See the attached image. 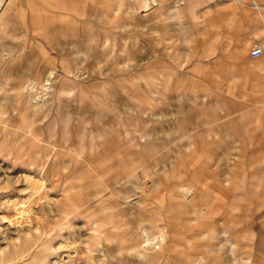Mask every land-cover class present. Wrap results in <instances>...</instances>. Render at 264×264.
<instances>
[{
    "label": "rangeland",
    "instance_id": "rangeland-1",
    "mask_svg": "<svg viewBox=\"0 0 264 264\" xmlns=\"http://www.w3.org/2000/svg\"><path fill=\"white\" fill-rule=\"evenodd\" d=\"M7 1H4L0 11V61L18 55L19 52L11 53L6 49H11L7 40L10 39L18 46L24 33L20 30L15 37L7 35L12 33L14 27H24L28 22L14 19L15 11L20 12L21 8L11 7L13 14H3ZM205 1H201V6ZM193 2V10L201 8L200 4ZM214 7L215 3H209L206 12L203 11L209 20L208 28L209 33H213L210 37L213 42ZM84 9L88 11L89 7ZM85 22L82 23L85 31L78 28L79 36L75 34L77 51L69 54V60H75L76 73L71 71L63 74L66 77L62 75L58 78V70L51 65L44 77L32 79L33 84L25 90L20 87L23 80L15 84L4 80V84L0 85V91L3 92V95L0 94V252L4 257L10 253L11 257H16L19 245L23 250L30 245V250L39 253L41 259L33 261L26 256L10 264H42L41 260L50 264L54 261L55 264H64L71 260L74 247L78 246L79 256L76 261L79 264H146L133 256L128 247L132 245L133 237L138 236L135 225H144L152 234L158 224L165 231L160 248H156L161 252L152 264H175V257H182L181 253L187 251L192 257L223 254L226 259L221 264H229L228 244L233 245L232 251L236 256L233 264H262V261L251 258L252 228L248 226L251 211L248 208L263 189L264 173L260 168L264 164V152L253 158L245 154L244 159L248 164L231 168L227 162L225 165L223 160L216 158L217 148L210 147L199 152L195 148L179 145L182 142H169L167 133H164V140L156 142L152 141L149 131H140L132 132L136 137L132 141L134 143L128 145L124 142V148L131 152L128 156L109 154L106 144L111 151V144L118 146L119 140H112L114 136L106 132L109 128L101 121L107 114H104L103 107L108 104L107 110L110 112H126V107L120 105V101L126 102V95H97L87 101L89 95H74L72 87L75 82L88 84L92 77L104 76V70L107 69L104 57L101 56L104 44L97 41L91 44L93 42L90 43L89 38L96 32L102 36L104 32L112 35V30L125 26L126 21L94 19L96 27L90 34H87L88 25L85 26ZM98 28L109 29L99 32ZM244 39H239L240 43ZM254 40V43L264 47L259 34ZM91 49L95 50L97 57L93 60H90L93 55ZM33 55L30 59L32 62L34 58L40 57L36 52ZM92 62L96 69L91 67ZM55 63L60 66L57 61ZM87 63L90 67H87ZM114 67L106 71V77L109 78L113 73L121 74L118 70L113 71ZM98 69L103 73L98 74ZM256 71L264 69L256 67ZM57 83L64 92L67 89L71 92L52 94L56 90L61 91L56 88ZM25 91L29 95H17ZM254 125L247 132L250 138L256 129ZM93 126L96 130L88 132ZM122 135L126 137L127 133L123 132ZM39 140L44 145L59 146L54 150V157L51 155L47 158L42 146L37 145ZM50 148L47 146L48 150ZM26 149L29 155L24 156ZM36 155L41 158V162L51 160L43 175L39 173L40 167L33 164L28 166L27 162H33ZM184 157L192 159V182L194 179L199 181L198 176L202 177L200 195L192 194L190 185L186 181L183 183V163L180 162ZM28 177L39 182L42 190L36 189L37 184L30 185ZM225 182L232 190V195L225 194L231 192L225 188ZM183 187L187 188L186 193L182 192ZM69 194L70 197L64 200ZM73 199L74 203L70 202ZM15 201L19 202L17 206L13 205ZM119 201L123 204H114ZM257 202H264V194ZM64 203L74 209L72 219H65ZM114 211H122V216L117 219L118 215ZM87 212L92 215L85 219ZM93 227L105 235L103 238L96 233L90 244L87 238ZM127 232L134 234L127 237L124 235ZM222 237L227 238L228 243L222 241L223 245H212L213 241L218 242L216 239ZM218 248L222 252H215ZM154 249L151 247L150 251ZM171 253H175L174 257H170Z\"/></svg>",
    "mask_w": 264,
    "mask_h": 264
},
{
    "label": "crops",
    "instance_id": "crops-1",
    "mask_svg": "<svg viewBox=\"0 0 264 264\" xmlns=\"http://www.w3.org/2000/svg\"><path fill=\"white\" fill-rule=\"evenodd\" d=\"M201 1L8 0L2 13L13 14L11 7L21 8L20 12L15 11L17 17H13L28 22L24 27H14L7 35L15 37L20 30L24 33L18 46L7 40L11 49H6L19 53L0 61V85L4 80L15 84L37 79L38 74L44 77L51 65L58 70V78L71 71L76 73L75 60H69V54L77 51L75 34L79 36L78 28L85 31L82 23L87 21L84 25H88L87 34H90L96 27L94 19L125 20V26L115 27L112 35L104 32L102 36L95 29L96 34L89 38L91 44L95 41L104 44L101 52L107 67L104 76L92 77L88 84L73 79L74 95H89L87 101L97 95H126V102L120 101L126 112H110L108 104L103 107L107 114L100 120L108 126L106 132L114 136L112 140H119L120 144H111V151L106 144V151L128 156L131 152L124 148V142L134 143L136 137L132 132L149 131L152 141L164 140L167 133L169 142H182L179 145L189 149L202 152L217 148L216 158L231 168L246 166L245 154L253 158L264 152V71H256V67L264 69V47L260 45L262 56L250 54L258 34L264 46V0H207L203 6ZM192 2L201 8L193 10ZM209 3H215L214 42L210 39L213 33H209L208 17L206 13L203 15ZM86 6L88 11L84 9ZM98 29L100 32L109 28ZM243 38L240 43L239 39ZM91 50L90 60H93L97 57L95 50ZM35 52L40 57L32 62ZM117 65L121 69L114 67ZM91 67L96 69L94 62ZM113 67V71L121 74L106 77V71ZM98 70V74L103 73ZM56 88L61 91L52 94L71 92L69 89L64 92L59 83ZM17 95L29 94L25 91ZM253 125L256 129L250 138L247 132ZM95 130L93 126L88 132ZM123 132L127 133L126 137ZM191 162V157L180 162L183 183L190 185L192 194L200 195L202 177L192 182ZM260 170L264 173V164ZM262 187L248 208L251 211L248 226L252 228L251 258L264 264V202H257L264 194V184ZM225 194L232 195V190Z\"/></svg>",
    "mask_w": 264,
    "mask_h": 264
},
{
    "label": "bare ground",
    "instance_id": "bare-ground-1",
    "mask_svg": "<svg viewBox=\"0 0 264 264\" xmlns=\"http://www.w3.org/2000/svg\"><path fill=\"white\" fill-rule=\"evenodd\" d=\"M4 1L5 0H0V11H1V9H2V4L4 3ZM259 45V44H258ZM260 46V45H259ZM261 47V46H260ZM261 50H262V52H263V49H262V47H261ZM262 55V54H261ZM39 76H38V78L37 79H39L40 78V74H38ZM42 80V79H41ZM44 82V81H43ZM31 84H33V81L32 80H26L25 82H23V84L20 86L21 87V89H23V90H25V89H27V88H29L30 87V85ZM42 142V140H39V144H37V145H40V146H42V149L44 150V153H46L47 154V158H49L51 155H52V157H54V154H55V151L54 150H56V147H59V146H56V145H53V144H49V145H44V144H41V142ZM47 141V140H46ZM46 146V147H45ZM47 146H50L51 148L48 150L47 149ZM42 150V151H43ZM65 150V149H64ZM21 155H23L22 153H21ZM26 155H29V153H28V149H26V150H24V156H26ZM37 156V155H36ZM31 157V156H30ZM51 157V158H52ZM79 157V156H78ZM33 158V157H32ZM51 161V160H50ZM50 161H48V159L46 160H43V162H41V158L39 157V156H37V158H35V160L32 162H27L28 163V166L29 165H34V166H38V167H40L39 169V173L41 174V175H43V172H44V170H46V168L51 164L50 163ZM47 176V175H46ZM99 177V176H98ZM42 178V177H41ZM28 183L30 184V185H35V184H37L38 186H37V190H42V186H41V184H39V182H36L35 180H33V177L31 178H29L28 177ZM116 180V179H115ZM109 182V181H108ZM107 182V183H108ZM108 185V184H107ZM108 187H110V186H108ZM109 189V188H108ZM187 188H185V187H183L182 188V192H184V193H186L187 192V190H186ZM106 192V191H105ZM112 194V193H111ZM110 194V195H111ZM100 196V195H99ZM70 197V194H69V196L67 197V198H63L64 200L65 199H68ZM102 199V198H101ZM73 201V203H74V199L73 200H71L70 202H72ZM7 202H9V201H7ZM6 203V202H5ZM10 203V202H9ZM96 203V202H95ZM102 203H104L103 201H102ZM107 203V202H106ZM8 204V203H7ZM19 204V202H17L16 203V201L13 203V205L14 206H17ZM21 204V203H20ZM66 203H64V205H65ZM115 205H122L123 203L121 202V201H119V202H116V203H114ZM64 207H66L65 208V219H67V218H70V219H72L73 218V216H74V213L72 212V210H74V209H72V208H69V207H67V204H66V206H64ZM106 206H104V208H105ZM115 212V211H114ZM122 211H119V213H117V212H115V215L117 216L118 215V217H117V219H119L121 216H122ZM94 214V213H93ZM139 214V213H138ZM92 215V213H90L89 214V212H87V214L86 215H84L86 218L85 219H88V217H90ZM104 218V217H103ZM99 218H97L96 220H98ZM116 219V220H117ZM100 220V219H99ZM119 221V220H118ZM124 223V221H122L121 222V224H123ZM139 223V222H138ZM94 224V223H93ZM158 225V224H157ZM156 225V226H157ZM154 227V229H153V233L151 234L150 232H149V230L148 229H146V227L144 226V225H135V227H136V232L138 233V236L137 235H135L134 237H133V240H132V245H130L129 247H128V249H130V251H131V254L133 255V256H135V257H138V258H140V260L141 261H143V262H145L146 264H152V262L156 259V258H158V254L161 252V250H159V249H156V248H160V242L162 241V239H163V236H164V229L163 228H161L159 225L157 226V227ZM221 229V228H220ZM91 231V233H89L90 235H88V238H87V242L88 243H90L91 244V242H93L94 241V238H95V234L96 233H99V237H103L104 238V233H102V231L101 230H99V229H96V227H93V228H91L90 229ZM224 231V230H223ZM219 232V231H218ZM222 232V231H221ZM226 232L224 231L223 232V234H225ZM132 234H134V232L133 233H124V235H126L127 237L128 236H131L132 237ZM222 234V233H221ZM98 237V236H97ZM100 239V238H99ZM216 241H218V242H215L214 243V241L212 242V245H214V246H220V245H223V243L224 242H227V238H224V237H222V238H218V239H216ZM222 241H224L223 243H222ZM102 242V241H101ZM228 243V242H227ZM158 244V245H157ZM233 245H231V244H228V246L226 247V249H227V251H228V253H229V256L227 257V260H228V262H229V264H233L232 262L233 261H235L236 260V256L234 255V253H233V247H232ZM152 247V249H154V251L153 252H151L150 251V248ZM18 248V253L16 254V257L14 256H12L11 257V253L8 255V256H6V257H4V255H3V253H1L0 252V264H10L12 261H15V260H19V259H24L26 256L27 257H31L32 259H33V261H36V259L37 258H39V259H41L42 257L40 256V254L39 253H33L30 249V245L29 246H27V248L25 249V250H23L24 248L22 247V246H18L17 247ZM222 248V247H221ZM87 249H88V251L90 252V247L88 246L87 247ZM222 249H219L218 248V250L216 249V251L215 252H219V251H221ZM226 251V252H227ZM17 252V251H16ZM215 252H213V253H215ZM222 252V251H221ZM172 254V256H170V257H174V254L175 253H171ZM182 254V257H175V258H177L176 259V261H175V264H221L222 263V261H224L226 258H225V256L222 254H219V255H217V254H212L210 257H204V256H201V257H192V255L190 256V253L187 251V252H182L181 253ZM77 255L79 256V249H78V246L77 247H74V253H73V257L71 258V260H69V261H66L64 264H79V263H77V261L76 260H78V258H77ZM209 255V254H208ZM7 258V259H6ZM41 262H42V264H50V262H48V261H46V260H41ZM56 263V261H54L53 262V264H55ZM81 263V262H80ZM28 264H32L31 262H29ZM83 264V263H82Z\"/></svg>",
    "mask_w": 264,
    "mask_h": 264
},
{
    "label": "built area",
    "instance_id": "built-area-1",
    "mask_svg": "<svg viewBox=\"0 0 264 264\" xmlns=\"http://www.w3.org/2000/svg\"><path fill=\"white\" fill-rule=\"evenodd\" d=\"M262 53V50H261V47L255 42L253 45H252V48L250 50V54L252 56H258Z\"/></svg>",
    "mask_w": 264,
    "mask_h": 264
}]
</instances>
